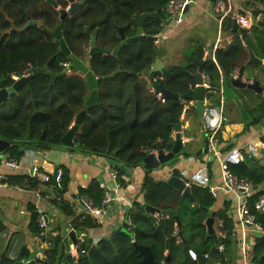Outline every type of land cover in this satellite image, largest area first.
Returning a JSON list of instances; mask_svg holds the SVG:
<instances>
[{"label": "trees", "instance_id": "16d2710c", "mask_svg": "<svg viewBox=\"0 0 264 264\" xmlns=\"http://www.w3.org/2000/svg\"><path fill=\"white\" fill-rule=\"evenodd\" d=\"M168 2L91 0L84 16L65 19L63 29L66 42L72 50L79 49L81 53H86V62L97 79L98 99L86 108L90 90L85 76L78 70L64 73L51 87L45 72L35 75L29 83L21 85L0 104V136L11 141L10 150L16 151L17 157L21 158L22 144L33 145L40 150L61 146L63 136L85 108L86 113L74 137V148H69L71 150L111 157L131 167L142 165L143 159L156 149L158 142L166 151L171 150L176 125L186 118V114L183 113L181 100L167 99L162 102L153 89L162 82L174 93H186L194 84L193 74L196 73L197 64L167 67L163 73H154L150 80H146L144 76L148 74L147 71L162 56L155 41L146 37L123 47L118 56L100 54L91 57L87 54L90 34L85 30V26L89 25L98 33L97 44L101 48L113 49L123 41L121 27L127 37L135 35L137 27L133 25L132 17L137 10L157 11L158 17L148 19L143 29L147 35H159L167 17L165 7ZM23 5L28 11L27 15L13 0H0V83L4 80L7 88L13 85L14 76L31 73L33 68L47 69V63L53 56L57 57V61L49 69L56 73L63 72V63L70 61L52 35L60 23L59 13L46 0H23ZM106 14H109L108 21L97 28L94 22L103 19ZM29 19L35 20L40 27L37 25L20 32L18 29H23ZM262 23L264 25V20ZM84 45L85 48L81 49ZM203 56V50L194 55L199 62H206L204 71L208 73L210 81L220 85L219 67L230 74L247 63L249 51L237 38L230 48L217 49L215 61H207ZM118 69L121 71L113 76ZM153 76H160L161 79L155 82ZM229 168L236 176L250 179L256 190L264 183V167L252 168L245 162H238L230 163ZM152 171H145L143 202H136L126 214L124 225L96 244L87 234L100 227L98 219L89 213L77 215L74 207L63 199L54 201L66 215L73 217V228L87 236L80 239L88 243L78 246L80 255L72 264H142L143 256L134 242L149 246L158 262H163L169 254V264L233 262L231 242L235 224L227 214L228 208L225 206L214 211L216 200L210 189L197 183H191L195 199L192 202L167 180L154 179L150 175ZM118 172L120 182L127 186L124 175ZM180 174L177 169H173V175ZM70 179V174L63 170L62 192L67 189L66 182ZM81 193L86 194L95 206H100L105 191L97 180H93L88 188H81ZM262 194L263 190L253 194L250 208L264 230V211L254 208V203ZM147 204L159 210H176L182 227L179 228L173 214L164 217L155 211L154 217L150 216L144 208ZM33 211L31 229L48 244L45 259L36 262L62 264L66 254L60 226L53 227L46 234L39 227L38 212L35 209ZM209 217H213V223L220 220L219 229L225 235L224 238L221 235L217 239L212 235L206 236V221ZM2 227L3 221L0 219V236ZM220 244H224L223 252L217 249ZM28 253V250H24L25 256ZM250 262L264 264V237L256 241ZM0 264L23 263L6 251H0Z\"/></svg>", "mask_w": 264, "mask_h": 264}, {"label": "crops", "instance_id": "0c3cea01", "mask_svg": "<svg viewBox=\"0 0 264 264\" xmlns=\"http://www.w3.org/2000/svg\"><path fill=\"white\" fill-rule=\"evenodd\" d=\"M224 1L226 9L231 7V16H234L236 13L248 14L251 18V26L246 28L247 31H232L234 18L230 15L226 16L221 21V15L216 11L217 2L196 0L195 3L189 6V10L181 24H176L173 21L167 24L166 22L171 18L168 17V15L166 17L163 29L159 33V35L163 36L159 44H164L168 41L173 42L171 47L174 48L175 52L174 60L172 61L170 60L171 51L159 57L164 61V69L167 68V66L169 67V64H171L170 62L177 64L180 61L181 58L175 56L178 55L176 54V47H182L181 51H183L185 43L189 45V48H192V52L186 53L197 61L198 59L194 57V55L201 50L204 52V59H208V53L212 50L213 60L215 61L217 49L230 48L237 38L241 39L245 48L248 49L252 47L257 54H261L264 48L263 29L260 30L261 27L264 28L262 23L264 20V0ZM213 26L218 28L217 35L216 37H210L208 42L203 44L202 48H196V45L193 43L190 44L188 41H184L185 36L183 35H187L190 29L198 27L213 28ZM239 27L243 28L240 25ZM250 36L252 37L250 38ZM185 58L187 64H178V66L197 64V72L198 63L194 62L186 55ZM239 69L240 67L235 69V76ZM249 69L250 68H248V70ZM219 70L221 84L225 75L228 76L229 72H226L223 67H219ZM14 78H16V76H14ZM249 79H251V77H249ZM214 84L216 85V83L210 81V85L213 86ZM235 92L236 98H223L225 102H223L222 106L220 108L216 107V111L220 116L226 118L225 121H222L217 133L219 139V152L223 153L237 150L241 155V159L238 162H245L252 168L264 167V128L257 125L259 122L256 121L255 113L250 110L251 107L246 97H242L241 93L237 94L236 89ZM246 93L249 97L251 96V92L246 91ZM208 102L210 101L208 100ZM245 114H247V117H245ZM193 119H196V121L198 119L200 120L196 109H190L186 114V118L181 122L183 141L187 148L180 154L176 162H172L168 167L162 170H159L160 168L155 170L157 172L155 176L153 171L152 177L154 179L167 180L173 175V169H177L180 173L186 170L188 175L185 177L189 179L191 174L200 169L203 165H206L208 157L207 153H204L203 150L205 146V134L208 132L206 128H204L205 124L198 123L196 125H200L199 131L204 132V137L200 135L192 136L188 128ZM173 138L175 139V132L173 133ZM194 142H198L195 149L191 147L193 146L191 144ZM24 145L27 144H22L21 147ZM186 146H184V148ZM10 148L11 145L0 152V174H4L8 177V183L0 186V219L3 221L2 233L0 236V251H6L12 258L17 259L23 247L22 259L26 260V257L30 256L33 252L36 258L28 260H34L35 262L38 259L46 257L45 249L48 244L40 238V235L36 234L35 230L31 229L30 223L34 212L33 209L37 212H44L45 216L48 217L47 227L44 230L46 234H48L53 227L60 226L62 235H67L70 230L74 229L72 225L73 217L66 215L54 201L63 199L69 202L74 207L77 215L89 213L84 202L81 201L82 198L87 196L81 193V188H88L93 180H97L104 188L107 187L112 189L114 187V182L110 176V172L115 167L110 166L106 158L100 155L93 154L90 156V154H86L85 152L78 150L74 151L73 149L71 150L62 146H56L47 150H40L37 148V150L24 151L21 158H18L17 152L10 150ZM8 158L18 159L20 161V166L18 168L9 166L6 163ZM207 165L209 166L211 185L217 188L218 191L217 196H213L216 200L213 210L218 211L224 209L226 206L228 208L227 214L233 219L235 224L231 242L233 246V250H231L233 262L230 264H256L250 262V259L252 258L256 241L264 237V230L262 228L261 231H255L251 226L242 224L239 218V201L234 199L233 193L226 188L222 181L219 163L214 161L213 163L209 162ZM56 166H58L59 169L66 170L70 174L71 179L66 182L67 189L65 192H62L61 183L56 185L54 182L53 172ZM37 171L50 175L51 180L46 182L41 176L37 175ZM145 176L146 173L142 165L136 167L135 174L132 177L124 176L125 182L127 184L128 181L130 182V185L125 186L127 189L126 193L134 200V205L136 202H143L142 183L145 180ZM257 190L264 191V183L260 185ZM257 190L254 188L253 194ZM263 195L264 194L260 195L258 200ZM256 202L254 203V208L258 211H264L257 209ZM125 209L126 208L122 204L118 205L116 202L109 204L104 209L101 217H95L101 225L99 228L90 231L87 234L88 238L93 240V238L100 235H102L103 238L111 236L114 231L124 225L126 221ZM219 221L218 219L213 223L217 236L222 233L219 229ZM74 230L77 235L78 248L80 239L86 238L87 236L79 230ZM57 232H59V230H57ZM71 244L72 248H74L72 242ZM24 250L29 251L28 255H24Z\"/></svg>", "mask_w": 264, "mask_h": 264}, {"label": "water", "instance_id": "95a60500", "mask_svg": "<svg viewBox=\"0 0 264 264\" xmlns=\"http://www.w3.org/2000/svg\"><path fill=\"white\" fill-rule=\"evenodd\" d=\"M19 3V6L21 9H23L22 0H14ZM50 2V0H47ZM70 2V10H60L61 16L60 19L63 20L67 14L73 15L76 11L80 10L81 8H84L88 5L90 0H83V2H78L77 0H68ZM211 2H217L218 0H209ZM189 10V6L186 8V12ZM158 12H141L139 10L136 11V13L132 17V23L134 26L137 27L135 35L131 37H127L124 33V28L121 27V36L123 41L116 46L113 49H105L101 48L97 44V38L98 33H94L90 37L89 42V56L94 57L96 55L100 54H113L118 56L123 49L128 44L133 43L134 41L143 39L148 37L149 39L155 41L158 43L163 36L162 35H147L144 33L143 26L145 25L146 21L148 19H155L158 17ZM109 19V14H106L103 19L97 22V27L100 28L104 23H106ZM172 21V19H169L166 23L169 24ZM34 22H29V24L26 26L28 28L30 25H32ZM86 31L89 32V27H86ZM232 31H247L246 28L239 27V24L237 23V20L234 18L233 20V29ZM263 38H264V30H262ZM53 36L59 40L60 43V49L61 51L66 55H71V50L63 37L62 32V25L59 24V26L55 29L53 32ZM250 53V58L247 61V66L250 68L247 70L246 65L242 66L235 76V70H232L231 73L226 76L221 82L219 86H212L209 85L208 87L204 86V66L206 62H198L196 59L190 57L185 49H183L184 54L192 59L194 62L198 63V71L193 74L194 84L191 85L189 90L184 93H174L170 91L164 83H159L155 86V92L161 93L163 97L170 100H192L195 101V109L198 113L199 117H203L204 112L206 109L209 108H220L223 104V98H236V92L235 89H243L248 92H251L256 94L257 96H260L264 101V48L261 51V54H257L255 50L252 47L248 48ZM263 55V56H262ZM56 60V57L53 56L47 63L48 69L45 70V68H33L32 72L28 75H19L16 78H14V83L11 87H6L5 81L2 80L0 83V104L9 97L10 94L17 91V89L23 85L30 82V80L37 74L45 72V74L49 77V86H53L57 79L62 77L64 73H67L69 69H65L63 72L55 73L49 69L51 64ZM213 60V53L212 50L208 53V59L207 61ZM71 68H75L80 70L87 80V85L90 90V93L88 95V98L86 100V108L88 106L93 105L97 99H98V89H97V79L94 76L93 72L89 69V65L85 63L83 60L77 58L75 55H71ZM121 69H118L117 72L113 74V76H116ZM164 71V61L162 58H157L155 62L152 64V66L147 71L148 76L153 75L154 73H163ZM247 72V73H246ZM251 77V79H249ZM235 88V89H234ZM211 94H217L220 96V101L216 103L208 102V97ZM223 96V97H221ZM239 106V105H238ZM86 108L82 110L79 115L77 116V119L74 123V125L70 128V130L63 136L62 138V147L64 148H74V137L79 131L80 125L82 123V119L86 113ZM245 117H247V114H245ZM261 123L264 125V117L261 120ZM174 144L171 150L166 151L163 149L162 144L158 142L156 144V152H149L147 156L142 161V167L145 171L147 170H156L159 169L161 166L170 165L175 159L176 156L182 152L184 149L185 143L183 141L182 136V125L181 122L176 125V131H175V139ZM11 145V141L7 138L0 136V152H2L6 147ZM209 148V135L208 133L205 134V146H204V153L208 152ZM28 150H37L36 146L33 145H24L20 147V151H28ZM1 158V157H0ZM106 161L110 166H113L117 168L124 176L126 177H132L135 174L136 167H131L125 164H121L119 161L115 160L111 157H106ZM59 167L56 166L53 172V179L56 185H59L57 183L56 177L58 173ZM167 182L175 187L176 189L180 190L182 192L183 196H186L191 199L193 202L194 196L192 193V186L191 184L187 183V179L185 177H181L178 175H172L167 179ZM145 211L150 214V216H153V212H158L162 214L164 217H168L169 215L173 214L176 216V219L178 221L179 228L182 227V222L177 215V211L174 209H167V210H159L154 208L153 206L147 204L145 205ZM154 217V216H153ZM46 219L48 220V217L46 216ZM214 219L213 217H209L206 221L208 231L206 233V236L212 235L215 239H217V234L215 233L214 226H213ZM123 230L125 228L123 227ZM180 235L183 237V232L180 231ZM73 247H77V235L74 229L70 230L67 235L63 238V244L65 246V254H66V260L64 264H72L74 263V257L71 254L72 250V244ZM137 250L141 253L143 256L142 264H169L171 255H167L163 262H158L154 258V254L149 246L140 245L134 242ZM23 247L20 250L19 256L17 260L22 259V252ZM34 263V260L30 262V264Z\"/></svg>", "mask_w": 264, "mask_h": 264}, {"label": "built area", "instance_id": "2783aa9c", "mask_svg": "<svg viewBox=\"0 0 264 264\" xmlns=\"http://www.w3.org/2000/svg\"><path fill=\"white\" fill-rule=\"evenodd\" d=\"M196 0H169L167 3L165 10L167 14H169V17L172 19V21L176 24H181L186 16V8L187 6L192 5L195 3ZM216 11L221 14V21L226 17L230 15L231 7L229 9H226L225 7V1L224 0H218L216 4ZM231 16V15H230ZM237 20V23L242 26L243 28H248L251 26V18L248 16V14L244 13H236L234 16H231ZM69 62H64L63 67L68 68ZM150 77V76H149ZM204 78V86L208 87L210 85V77L208 74H203ZM161 79L160 76H153V81H158ZM153 92L157 96L159 100L162 102H166V98L162 96L161 93H156L155 89H153ZM183 104V113L187 114L188 111L195 106V101L192 100H181ZM203 120L205 122V128L209 135V148L207 152V162L206 165H203L200 169L195 171L193 174L189 176V179H187V183H197L200 184L203 187H207L210 189V192L214 197L217 196V188L212 187L211 185V177L209 174V166L207 165L209 162L213 163L214 161H217L219 163L220 167V177H222V181L224 182L226 188L233 193L234 199L236 201H239V218L243 225L245 226H251L255 231H261L262 226L258 223L255 213L251 211L250 208V199L253 194L254 190V184L253 182L248 179L247 177H238L235 174H233L229 168L230 163H236L240 161L241 155L237 150L234 151H226L223 153L219 152V139H218V130L221 126L222 121H225V117H221L220 114L216 111V108L212 107L209 109H206L203 115ZM264 146V143H263ZM156 149L151 150L150 152H156ZM6 163L14 168H18L20 166V161L15 158H8ZM188 172L185 170L181 172V176L185 177ZM37 175L41 176L46 182L51 180V176L47 174H43L41 171H37ZM63 176V170L59 169L57 173V183L60 184ZM110 176L113 179L114 187L112 189H109L107 187H103L105 193L104 198L102 201V204L100 207H97L94 205L93 201L89 197H84L81 199L82 202H84L85 206L88 209V212L93 217H101L104 209L111 204L112 202H116L118 205L122 204L126 209V214L130 209L134 207V200L126 193L127 189L126 187L120 182L119 180V172L116 169L111 170ZM186 178V177H185ZM8 183V177L4 174H0V186ZM257 209L264 210V195L260 197V199L256 202ZM38 224L42 231H44L47 227V219L42 211H38ZM159 214H157V218ZM133 228V226H132ZM221 236L224 238L225 235L221 233ZM103 236H96V238H93L92 242L96 244L98 241L102 240ZM135 241V240H133ZM217 249L220 252H223L224 250V244H220L217 246ZM84 253V250L81 251ZM71 254L74 257V261L79 257L80 252L78 251V248H72ZM194 258L196 257L194 253H192ZM208 256V255H207ZM44 258H41L39 260H44ZM23 264H30L31 261L21 259L20 260ZM32 264H40L38 262H34ZM64 264V262L62 263ZM217 264H221V262H218Z\"/></svg>", "mask_w": 264, "mask_h": 264}, {"label": "rangeland", "instance_id": "374dc122", "mask_svg": "<svg viewBox=\"0 0 264 264\" xmlns=\"http://www.w3.org/2000/svg\"><path fill=\"white\" fill-rule=\"evenodd\" d=\"M218 14H220V13H218ZM168 15V17H169V14H167ZM221 15V14H220ZM217 32H218V28L216 27V26H213V28L211 27V28H204V27H198V28H192V29H190L189 30V33L187 34V35H183V36H185V42H189L190 44L191 43H193L194 45H196V48H202L203 47V44H206L207 42H208V39L210 38V37H216V35H217ZM252 36H250V38H251ZM168 41V40H167ZM173 45V42H170V41H168V42H165L164 44H159V42L157 43V50H158V52L161 54V55H163V54H167V52L168 51H171V61L172 60H174L173 58H174V48L173 47H171ZM189 45L187 44V43H185V46L183 47L185 50H186V52L188 53V52H192V48H189L188 47ZM182 48V47H181ZM181 48H179V46L178 47H176V54H178V55H175V56H178L179 58H181L180 59V61L177 63V64H175L174 62H170L171 64H169V67L170 66H172L173 67V65H176V66H178V64L179 65H186L187 64V60H186V58H185V55H184V52L183 51H181L182 49ZM169 59V58H168ZM168 67V66H167ZM144 76V75H143ZM145 77V79L146 80H150L151 78L148 76V74H146V76H144ZM237 90V92L238 93H241V96L242 97H246V99H248V100H250L251 98L247 95V93H246V91L245 90H243V89H236ZM208 100L210 101V102H212V103H216V102H218V101H220L221 99H220V96L219 95H217V94H211L209 97H208ZM230 112V111H229ZM203 118L202 117H200V120L198 119L197 121H196V119H193V121H192V123H191V125H189V130L191 131V134H192V136H201V137H204V132L203 131H199L200 129H199V126L198 125H196V124H198V123H201V124H205V122H204V120H202ZM260 123V124H259ZM257 125H260L261 127H263L264 128V125L263 124H261V122H259ZM204 128H205V126H204ZM195 138H197V137H195ZM198 144V142H194L193 144H191V145H193V146H191V147H193L194 149H195V147H197L196 145ZM185 146H186V144H185ZM187 148V146L182 150V151H184L185 149ZM75 151V150H74ZM86 154H90V156L91 155H93V153H89V152H85ZM173 162H176V160H174ZM169 165H167V166H165V165H163V166H161L160 167V169L159 170H162V169H164V168H166V167H168ZM157 170V169H156ZM154 171V176L156 175V171L155 170H153ZM152 171V172H153ZM152 172L150 173V175L152 176ZM128 181V180H127ZM127 184V183H126ZM127 185H130V182L128 181V184ZM85 240H83V241H79V246H81V245H86L88 242H84ZM27 259L26 260H28V259H32V258H36V255H35V253H31V255L30 256H28V257H26ZM65 262V261H64Z\"/></svg>", "mask_w": 264, "mask_h": 264}, {"label": "flooded vegetation", "instance_id": "af4514ba", "mask_svg": "<svg viewBox=\"0 0 264 264\" xmlns=\"http://www.w3.org/2000/svg\"><path fill=\"white\" fill-rule=\"evenodd\" d=\"M14 1V0H13ZM78 2H83V0H77ZM91 1V0H90ZM90 1H89V3H90ZM15 3H17L18 5H19V3L18 2H16V1H14ZM46 2L54 9V10H56L58 13H59V19H60V16H61V13H60V10H67V11H69L70 10V2L68 1V0H50V2H48L47 0H46ZM66 2V5L64 6V3ZM89 3H88V5H89ZM22 4H23V0H22ZM87 5V6H88ZM87 6H85L84 8H81L80 10H78V11H76L73 15H69V14H67L66 16H65V18L63 19V20H61L60 19V23L59 24H61L62 25V32H63V37L65 38V36H64V29H63V21L65 20V19H69V18H74L75 16H84L85 15V9H86V7ZM20 7V6H19ZM20 9H21V7H20ZM23 12H24V14H28V11H26L25 9H24V5H23V9H21ZM101 20V19H100ZM100 20H98V21H100ZM98 21H95L94 23H95V26L97 27V22ZM29 22H34L32 25H30L28 28H30V27H35V26H37L38 24H37V22L35 21V20H33V19H29L27 22H26V25L24 26V28L23 29H18L20 32H24L26 29H28V28H26V26L29 24ZM59 24H58V26H59ZM39 26V25H38ZM57 26V27H58ZM89 27V32H87L88 34H90V37L94 34V33H96L95 31H94V29L92 30L91 28H90V26L89 25H86L85 26V30H86V27ZM40 27V26H39ZM98 28V27H97ZM55 31V30H54ZM53 31V32H54ZM53 32H52V35H53ZM40 33H42V32H40ZM42 35H45V34H43L42 33ZM55 38V37H54ZM98 39V38H97ZM66 40V39H65ZM55 41H58L59 42V40L57 39V38H55ZM89 42H90V40H89ZM60 44V43H59ZM69 46V45H68ZM70 48V47H69ZM82 48H85V45L84 46H81V49ZM61 50V49H60ZM70 50H71V55H75L77 58H79V59H81V60H83L85 63H87L86 62V53H84V52H80V50L79 49H76V50H72L71 48H70ZM89 50H90V47H89V43H88V51H87V54L89 55ZM71 55H67L69 58H70V61H68L69 62V66H68V68H64V70L65 69H69V71L68 72H70V71H73V70H78V69H75V68H71L70 66H71V63H72V61H71ZM56 57V56H55ZM57 61V57H56V60L53 62V63H55ZM247 64V63H246ZM245 64V65H246ZM244 66V65H243ZM50 68V67H49ZM246 68H247V70H248V66L246 65ZM47 69H48V67H47ZM90 69V68H89ZM45 70H46V68H45ZM240 70V69H239ZM52 71V70H51ZM78 71H80V70H78ZM81 72V71H80ZM205 72V71H204ZM239 72V71H238ZM56 73V72H55ZM247 73V72H246ZM29 73H27V74H25V75H28ZM84 75V74H83ZM85 76V75H84ZM246 91V90H245ZM237 94H238V92H237ZM250 100H248L249 101V106L251 107V109L250 110H252V112L253 113H255L254 115H255V117H256V121L257 122H261V120L263 119V117H264V101H263V99L260 97V96H257L256 94H254V93H252L251 94V96H250ZM223 100V102H225L224 100L225 99H222ZM226 101H228V100H226ZM245 102V101H244ZM247 103V102H246ZM248 104V103H247ZM193 109H195L194 107H192L191 108V110H193ZM262 124V123H261Z\"/></svg>", "mask_w": 264, "mask_h": 264}, {"label": "clouds", "instance_id": "9594fccd", "mask_svg": "<svg viewBox=\"0 0 264 264\" xmlns=\"http://www.w3.org/2000/svg\"><path fill=\"white\" fill-rule=\"evenodd\" d=\"M203 118V117H202ZM180 176H181V174H180ZM182 177V176H181ZM187 179V178H186Z\"/></svg>", "mask_w": 264, "mask_h": 264}]
</instances>
